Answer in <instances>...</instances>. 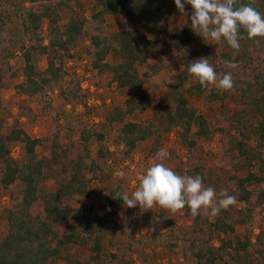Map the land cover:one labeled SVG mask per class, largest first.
<instances>
[{
  "label": "trees",
  "instance_id": "trees-1",
  "mask_svg": "<svg viewBox=\"0 0 264 264\" xmlns=\"http://www.w3.org/2000/svg\"><path fill=\"white\" fill-rule=\"evenodd\" d=\"M80 1L0 0V217L6 226L0 264H149L157 249L174 254L175 264H264V38L247 39L242 30L239 51L224 41L203 40L192 30L189 15L177 22L174 0H92L88 14ZM254 7L264 14V0ZM110 16L121 19L118 30ZM85 41L90 83L99 87L111 73L109 83L122 94V103L101 113L94 126L81 123L78 136H68L66 143L56 130L60 107L48 104L54 126L40 137L29 136L20 122L29 112L27 99L47 102L48 93L55 92L62 105H86L81 78L65 84L62 65ZM197 58H208L218 74L231 72L234 88L202 87L187 70ZM230 60L238 66L226 68ZM5 73L17 81L22 76L13 88L26 97L16 117L1 96L8 86ZM227 99L239 107L233 118ZM199 101L210 110L219 103L220 110L208 119ZM147 110L151 118L131 119ZM172 133L175 140L165 149ZM215 141L217 151L212 150ZM15 147L18 158L11 156ZM181 152L185 161L177 164ZM161 154L177 174L199 175L205 187L236 197L234 205L206 220L200 230L204 241L185 237L179 248L166 208L165 234L155 230L163 220L159 215L153 225L149 220L120 225L115 219L116 209L124 206L116 193L130 195L134 176L128 164L138 168L139 160L146 164ZM114 167H122L125 176L115 178L98 214L92 203L98 193L91 184L110 179ZM50 181L52 190L45 187ZM5 196L9 201L3 205ZM180 211L199 226L201 214L193 217L187 206ZM71 247L77 251L63 253Z\"/></svg>",
  "mask_w": 264,
  "mask_h": 264
},
{
  "label": "rangeland",
  "instance_id": "rangeland-1",
  "mask_svg": "<svg viewBox=\"0 0 264 264\" xmlns=\"http://www.w3.org/2000/svg\"><path fill=\"white\" fill-rule=\"evenodd\" d=\"M80 3L82 4V7L84 10H86V14H88L89 9L92 6V0H81ZM187 12V11H186ZM192 10H188L189 16L191 14ZM187 16H183L180 12L175 14V19L177 22L182 23L186 21ZM113 30H118L120 28V22L121 19L118 16H110L108 20ZM44 31L46 32V25L44 24ZM147 32L150 33L151 31L147 29ZM214 42V41H213ZM216 43V42H215ZM88 45V42H81L76 47H73L70 51V57L63 61V69L66 71L65 76V84L69 82L71 79H73L75 76H78L81 78L80 82V90L81 93L87 95L86 99V105L83 104H77L73 106L72 104H66L62 105V101L59 97L56 96L55 92H49L47 97V102L41 100L39 97H34L33 99H27V101L24 103L28 108L29 112L27 115H24L20 117V122L22 124V127L24 131L31 137L36 138L40 137L44 134H46L53 126H54V111L52 112V107H60V118L58 120V126L56 127V130L58 131L61 141L63 143H66L68 140V136H71V138L75 139L80 130H81V123L86 122L92 126L98 123L99 120H101V113L109 111L112 106L121 104L123 101L122 94L119 93V91L116 90L115 85L112 83H109L111 80V73H106L101 80L99 87H95L93 83L91 84L89 79L91 78L92 71L91 67L88 61V58L85 56V48ZM212 49V48H211ZM40 65H45V58L40 57ZM9 64L13 68H17V64L15 60H12L9 62ZM0 68L4 69L2 65H0ZM5 81L8 86H6L1 91V96L4 100V105L6 107H10L11 114L16 117L19 115V113L22 111L18 108V105L20 102H22L26 97L22 95H18L14 91V85L22 79V76L20 75L17 79H12L10 76V73H5L4 75ZM83 85V88L81 87ZM215 86V85H214ZM88 90V91H87ZM229 107L231 108V114L230 118H233L235 116L236 111L239 109L234 102L231 99H227L225 101ZM50 104V106L48 105ZM198 107L200 112L208 119H211L215 113L217 114L220 110V104L214 103L212 105V110L205 107L202 101L198 102ZM46 110L48 112L47 115L43 116L42 112ZM152 113L150 110H147L140 116H135L131 119H147L151 118ZM11 119H9V122ZM175 133H172L169 136V141L165 146L166 148H169L172 146V143L175 140ZM218 139V137H217ZM212 150L217 151L218 149V143L215 141V143L212 144ZM94 143H90L89 150L92 152L94 149ZM109 150H113L112 146L109 145ZM19 149L18 147H15L11 151V156L13 158H18ZM182 160L179 159L177 164L184 163V155L183 152H181L180 156ZM138 155H135L134 161H138ZM139 165L138 168L134 166L133 163L128 164L130 167V170H132L131 174L134 176L132 181L129 184V196H131L132 192L136 190L137 187H139L140 180L142 176L146 173V170L152 166L155 163H163L165 166L172 169V164L168 159L163 156V158L158 159L157 161L155 159H149L148 162L142 163L140 160L138 161ZM127 164V163H126ZM125 164V165H126ZM212 163L210 164V166ZM185 168L188 166L185 165ZM123 171L122 167H114L112 169V176L110 179H107L105 181H93L91 184V187L93 191L97 194L96 199L93 200V205L95 207V212L100 213L103 207V202L106 201L108 190L112 188L115 184V178L118 176L117 173ZM229 170H225L223 172V176H228ZM241 176H243V173H240ZM131 177V175H130ZM126 178H129V176ZM45 187L47 189L52 190L53 189V182L50 181L49 183L45 184ZM9 199L7 196L2 198V204L6 205L8 203ZM127 212L129 214L127 215ZM156 215H159L163 218L157 225H156V231L159 233L165 234L167 231V223L168 220L164 219L166 215V211L163 207H161L158 204H154V206L151 209H147L144 207H140L137 205L135 208L128 210L125 206H122L120 208L116 209V215L115 219L119 222L120 225H123L125 223H133L137 221H147L149 220L150 225H153L152 220L155 219ZM208 216V219L206 217ZM172 218L175 222L173 225L174 228L177 231V236L179 242L177 243V246L181 248L182 242L184 238H190V241L198 242V241H204L207 237L202 234L201 229L205 228V222L206 220L210 222L211 217L210 215H200V222L199 226L194 227L192 220L189 216L184 214V212L179 211L176 214L172 213ZM6 231L5 221L4 218L0 217V235L4 234ZM217 244V242H215ZM152 246L148 247L147 250H151ZM76 252L77 250H74L71 248L64 249L63 253L65 252ZM80 252V250H78ZM176 256L174 254H171L167 251H164L163 249H157L154 252V256L151 257V262L149 264H175Z\"/></svg>",
  "mask_w": 264,
  "mask_h": 264
},
{
  "label": "clouds",
  "instance_id": "clouds-1",
  "mask_svg": "<svg viewBox=\"0 0 264 264\" xmlns=\"http://www.w3.org/2000/svg\"><path fill=\"white\" fill-rule=\"evenodd\" d=\"M174 3L183 16L189 15L185 5L191 6V28L203 40L210 39L217 44L224 41L239 51L240 40L245 38L241 35L242 30L247 39L264 38V14L254 7L256 0H248L247 3L239 0H174ZM224 63L228 69L238 66L231 60ZM187 70L202 87L211 84L220 91L234 88L232 73L218 74L208 58L193 60ZM158 158H163V154ZM117 175L124 178L125 173L120 171ZM116 198H121L127 208L139 205L151 209L158 204L173 214L187 206L193 217L200 214L215 217L222 209L227 210L236 203V197L226 190L217 194L212 187H205L199 175H179L163 163H155L146 170L131 196L117 192Z\"/></svg>",
  "mask_w": 264,
  "mask_h": 264
},
{
  "label": "built area",
  "instance_id": "built-area-1",
  "mask_svg": "<svg viewBox=\"0 0 264 264\" xmlns=\"http://www.w3.org/2000/svg\"><path fill=\"white\" fill-rule=\"evenodd\" d=\"M81 87L83 88V85H81Z\"/></svg>",
  "mask_w": 264,
  "mask_h": 264
}]
</instances>
